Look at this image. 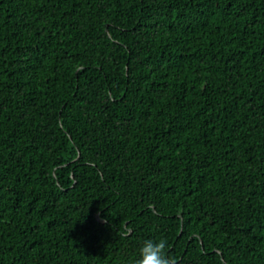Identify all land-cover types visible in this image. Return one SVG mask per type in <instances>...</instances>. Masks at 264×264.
Masks as SVG:
<instances>
[{"label": "trees", "instance_id": "obj_1", "mask_svg": "<svg viewBox=\"0 0 264 264\" xmlns=\"http://www.w3.org/2000/svg\"><path fill=\"white\" fill-rule=\"evenodd\" d=\"M264 264V0H0V264Z\"/></svg>", "mask_w": 264, "mask_h": 264}, {"label": "clouds", "instance_id": "obj_2", "mask_svg": "<svg viewBox=\"0 0 264 264\" xmlns=\"http://www.w3.org/2000/svg\"><path fill=\"white\" fill-rule=\"evenodd\" d=\"M134 264H175L167 254L165 238H147L140 242Z\"/></svg>", "mask_w": 264, "mask_h": 264}]
</instances>
